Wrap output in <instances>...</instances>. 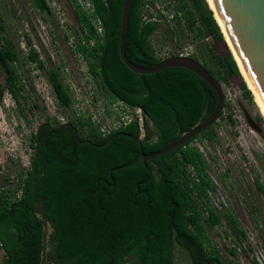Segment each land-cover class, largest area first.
<instances>
[{
  "label": "trees",
  "instance_id": "trees-1",
  "mask_svg": "<svg viewBox=\"0 0 264 264\" xmlns=\"http://www.w3.org/2000/svg\"><path fill=\"white\" fill-rule=\"evenodd\" d=\"M33 1L40 12L52 13L46 0ZM88 1L94 9L92 16L75 6L83 32L78 52L86 57L90 75L110 98L141 109L144 123L141 128L134 118L108 134L91 118L44 124L34 136V154L20 198L10 200L0 190L1 264H175L176 246L186 252L191 264H236L223 261L208 234L222 220L210 199L215 186L208 160L195 142L216 139L214 125L164 156L145 162L140 157L141 152L149 156L164 150L205 122L217 108L216 92L183 68L150 75L130 70L120 58L124 0ZM175 3L190 33L203 41L212 39L207 56L214 70L195 57L190 59L222 84L241 79L244 98L253 101L208 2ZM143 7V0L133 1L125 52L133 64L152 69L162 62L152 45L161 24L145 23ZM28 59L44 69L34 50H29ZM19 61L12 43L4 40L0 108L7 92L19 96ZM48 76L58 102L69 109L73 100L60 73L51 70ZM257 187L264 194L260 183ZM226 219L236 239L244 240L246 234L237 219L231 213ZM231 254L236 258L237 249Z\"/></svg>",
  "mask_w": 264,
  "mask_h": 264
},
{
  "label": "rangeland",
  "instance_id": "rangeland-1",
  "mask_svg": "<svg viewBox=\"0 0 264 264\" xmlns=\"http://www.w3.org/2000/svg\"><path fill=\"white\" fill-rule=\"evenodd\" d=\"M46 1L52 12L50 15L40 12L33 0H0L4 25L0 47L8 40L20 55L19 96L14 98L7 92L0 108V190L10 200L21 196L23 180L34 154V136L40 126L49 122L53 125L77 123L91 118L108 133L137 115L135 109L110 98L100 81L90 75L86 57L78 52L83 41V32L75 16L79 1ZM153 41L174 51L193 45L194 57L214 70L207 56L211 43L190 33L182 14L174 24L161 25ZM218 46L225 52L223 44ZM30 49L39 55L44 69L29 61ZM51 70L60 73L65 87L76 100L69 109H64L55 96L48 76ZM2 79L0 71V82ZM220 83L225 93V106L223 117L214 125L216 139L204 138L202 144L195 142L208 160V173L215 186L210 199L222 220L219 227L208 229V234L211 246L220 252L224 262L264 264V194L257 187L258 183L264 187V118L254 97L253 101L244 98L241 79L233 78L228 85ZM78 98L82 102L89 101L90 105H81ZM245 113L257 123L261 133L250 127ZM227 213L239 222L246 234L244 240L238 241L232 234ZM233 248L237 249L236 258L231 254ZM3 259L0 249V264ZM175 264H191L186 252L178 246L175 247Z\"/></svg>",
  "mask_w": 264,
  "mask_h": 264
},
{
  "label": "water",
  "instance_id": "water-1",
  "mask_svg": "<svg viewBox=\"0 0 264 264\" xmlns=\"http://www.w3.org/2000/svg\"><path fill=\"white\" fill-rule=\"evenodd\" d=\"M133 1L134 0H124L122 12L120 58L126 67L141 75L155 74L167 68H183L196 74L210 85L218 97V105L215 112L205 122L198 124L191 132L183 134L177 142L153 155L147 156L141 152L140 157L145 162L179 149L208 130L211 126L215 125L219 121L224 110L225 93L221 83L216 80L202 64L193 59L170 57L162 60L156 68L152 69L139 67L129 61L126 56L125 45ZM213 2L233 48L264 104V0H213ZM209 7L211 8L210 5ZM211 10L213 11L212 8ZM219 26L222 30L220 24ZM232 55L235 59L233 52ZM245 116L250 127L258 133H261L262 130L251 116L248 113H245ZM42 126L38 128V132ZM139 142L142 145V141L139 140Z\"/></svg>",
  "mask_w": 264,
  "mask_h": 264
},
{
  "label": "built area",
  "instance_id": "built-area-1",
  "mask_svg": "<svg viewBox=\"0 0 264 264\" xmlns=\"http://www.w3.org/2000/svg\"><path fill=\"white\" fill-rule=\"evenodd\" d=\"M78 1L79 4L78 3L77 4L80 5V7L83 8L88 15L92 16L94 9L91 2L88 0H78ZM143 1H144V7H143L142 18L145 23L156 22V23H160L161 25L167 24L168 26H170L174 24V22H176L177 18L180 16L176 8L175 0H143ZM94 24L96 25L99 34H102L103 31L98 21L95 20ZM158 34L159 32L153 37L157 36ZM204 41L210 44L212 42V39L207 38ZM92 44L94 43L92 42ZM152 45L156 56L161 60H165L170 57L193 58L196 54V49L193 45L182 46L178 50L174 51L172 49H169L168 47L161 46L157 41H153V38H152ZM72 100L73 103L76 102L75 99L72 98ZM78 101L79 103H81V105H84V103L86 104L88 103L90 105L89 101L82 102L81 100H79V98ZM135 110L137 113L136 118L138 119L142 128L144 123L142 110L141 109H135ZM130 121L131 120L124 123H128ZM119 127L120 126L115 127V129ZM101 131L103 134L110 133V132L105 133V130L103 129H101Z\"/></svg>",
  "mask_w": 264,
  "mask_h": 264
},
{
  "label": "bare ground",
  "instance_id": "bare-ground-1",
  "mask_svg": "<svg viewBox=\"0 0 264 264\" xmlns=\"http://www.w3.org/2000/svg\"><path fill=\"white\" fill-rule=\"evenodd\" d=\"M207 2L211 6V8L213 9L214 15H215L217 21L219 22V24L222 27L223 33L225 35V38H226V40H227V42H228V44H229L234 56H235V59H236V61L238 63V66H239V68H240V70H241V72H242V74H243V76H244V78H245V80H246V82L248 84L249 89L252 91V94L254 96L255 102H256L258 108L260 109V112H261V114H262V116L264 118V104H263V102H262V100H261V98H260L255 86L253 85L248 73L246 72L241 60L239 59V57L237 56V53L235 52V50L233 48V45H232V43H231V41H230V39H229V37L227 35V32L225 31V29L223 27V24L221 22L219 14H218V12L216 10L215 4H214L213 0H207Z\"/></svg>",
  "mask_w": 264,
  "mask_h": 264
}]
</instances>
